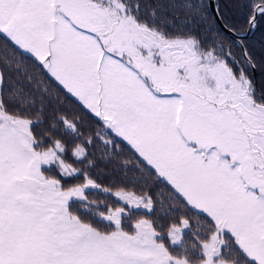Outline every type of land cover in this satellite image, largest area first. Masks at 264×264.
<instances>
[{"label":"snow or ice","instance_id":"1","mask_svg":"<svg viewBox=\"0 0 264 264\" xmlns=\"http://www.w3.org/2000/svg\"><path fill=\"white\" fill-rule=\"evenodd\" d=\"M241 6L249 31L264 24V0ZM186 7L181 25L145 0H0L11 50L0 59V264H264V87L219 3ZM17 55L100 130L45 106L49 89L30 75L6 88L5 70L21 75ZM65 130L83 167L68 161ZM122 145L134 157L124 164L170 193L168 207L147 187L93 177L94 153L111 163ZM90 190L120 203L94 209ZM134 210L146 214L126 229Z\"/></svg>","mask_w":264,"mask_h":264},{"label":"trees","instance_id":"2","mask_svg":"<svg viewBox=\"0 0 264 264\" xmlns=\"http://www.w3.org/2000/svg\"><path fill=\"white\" fill-rule=\"evenodd\" d=\"M188 2L189 0H145L146 4L155 8L159 20H167L175 16L179 17L181 25L187 23L185 17L190 15L186 7ZM215 2L219 3L223 17L237 29V34L245 33L248 29L245 19L247 12L246 9L241 6V0H215ZM212 23V21H209L208 25L205 27H211ZM202 34L206 35L207 33L202 30ZM213 35H215V33H213ZM221 39H223V42L227 46L233 48L237 56L240 55L239 40H236L235 44H233L228 36H224ZM244 44L257 65L255 70H250V75L255 78L257 88L259 89L264 87V24H261L255 29L251 36L245 37ZM6 51L11 54V50L7 47L6 43L0 39V59L3 58ZM16 60L19 62L21 75L17 76L15 71L5 70V75L10 78L5 86L6 88L17 81L26 86L23 76L24 74L30 75L42 82L43 87L49 89L48 95L44 100L45 106L55 108L66 115L69 120H76L79 122L82 131L95 132L100 130L102 122H98L97 118L82 110L80 104L75 101V98H71L62 88L44 75L31 57L27 55H17ZM37 102L39 104V97H37ZM62 138L69 148L67 157L69 163H73L74 166L77 167H83L84 165L75 161L74 157L71 156V149L74 142H76L74 136L65 130ZM89 151L91 152V149ZM94 156L99 166L93 171L92 175L103 187H112L114 184L119 183H127L129 186L135 184L137 191L147 187L153 191L159 199L163 200L164 207L169 206L171 200L170 193L162 184H158L156 177L150 176L147 171H144L143 175H141L140 172L136 170L137 166L135 162L127 165L124 164V161H134L133 154L129 151L128 147L122 145L119 155L113 157L111 163H108L106 159H102L100 151H96ZM141 181L142 183H139ZM68 182L77 183L79 181L69 180ZM89 198L96 201L93 208L98 210H104L108 205L115 206L120 203L111 193H105L101 190H90ZM160 209L161 204L157 203V212L153 214L155 218H161ZM145 214L144 210H134L131 220L125 222V228L127 229L130 227L132 220ZM186 238L188 237L186 236ZM225 256L226 259H237L234 251L230 253L226 252Z\"/></svg>","mask_w":264,"mask_h":264},{"label":"water","instance_id":"3","mask_svg":"<svg viewBox=\"0 0 264 264\" xmlns=\"http://www.w3.org/2000/svg\"><path fill=\"white\" fill-rule=\"evenodd\" d=\"M251 34H252V32L249 31V30H247V31H246L245 33H243V34H237V33H236L237 36L242 35L244 38L247 37V36H250Z\"/></svg>","mask_w":264,"mask_h":264},{"label":"rangeland","instance_id":"4","mask_svg":"<svg viewBox=\"0 0 264 264\" xmlns=\"http://www.w3.org/2000/svg\"><path fill=\"white\" fill-rule=\"evenodd\" d=\"M247 30H248V29H247ZM247 30H246V31H247ZM246 31H245V32H246ZM254 31H255V30L251 31V32H252V34H253V32H254ZM252 34H251V35H252ZM251 35H250V36H251ZM247 37H248V36H247Z\"/></svg>","mask_w":264,"mask_h":264}]
</instances>
